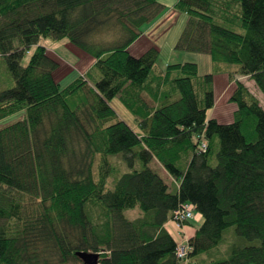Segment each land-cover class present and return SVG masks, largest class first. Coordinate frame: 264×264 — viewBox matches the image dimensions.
<instances>
[{"label": "trees", "instance_id": "obj_1", "mask_svg": "<svg viewBox=\"0 0 264 264\" xmlns=\"http://www.w3.org/2000/svg\"><path fill=\"white\" fill-rule=\"evenodd\" d=\"M174 6L189 17L177 49L235 67L264 95V0ZM163 7L157 0H0V56L13 79L3 85L0 77V121L22 114L0 126V264H67L81 261L76 251L99 252L100 264H178V242L165 224L185 204L203 219L187 240L190 263L264 264V108L237 81L234 121L208 118L215 72L200 75L192 61L157 72L154 44L132 54ZM108 29L117 38L97 42ZM42 38L68 39L91 54L92 66L61 86V59ZM115 97L137 130L110 105ZM118 155L127 170L111 162ZM153 160L180 181L176 191ZM136 207L141 214L127 218ZM230 227L240 240L233 235L222 249Z\"/></svg>", "mask_w": 264, "mask_h": 264}, {"label": "rangeland", "instance_id": "obj_2", "mask_svg": "<svg viewBox=\"0 0 264 264\" xmlns=\"http://www.w3.org/2000/svg\"><path fill=\"white\" fill-rule=\"evenodd\" d=\"M164 5L160 13L150 22L146 23L142 27L143 37L142 41H145V44L156 45L159 49V55L156 60L154 70L162 71L166 68L168 64L192 61L198 64V70L200 75H204L211 72H217L218 70L226 67L225 64H220L221 66H216L211 60V57L208 53L205 52H192L186 50H180L176 48V43L181 36L183 30L185 29L189 17L186 13L180 12L175 8L176 0H157ZM108 29L107 31L101 32L95 37L97 42L107 43L117 38L118 34L112 30ZM150 31V32H147ZM147 32V33H146ZM40 44L49 48L58 58L61 59L62 65L61 68L56 72V77L60 80L61 86H65L70 83L77 75H84L92 66L93 58L89 52L86 50L70 43L68 39H62L60 41H52L50 39H40ZM34 51V47L30 48L22 60L23 65L27 64L31 54ZM146 51L138 52L136 48H132L131 53L135 56H140ZM2 76L3 85L4 79L12 80V77L7 70L6 63L2 60L0 56V77ZM13 84V82H12ZM3 88V86H2ZM110 105L115 109L118 116L123 122L129 126H133L134 117L132 113L124 106L121 100L118 97H115ZM22 114L13 115L2 121H0V126L7 123L15 121L17 118H20ZM155 160H153L154 162ZM111 162L118 167L119 171L127 170L126 165L124 164L122 157L120 155L111 158ZM150 163V167L158 172L167 182L169 176L164 174L161 168H157L155 162ZM112 178H110V182ZM141 214V211L138 207L134 209H129L125 211V215L129 219H134ZM200 217V218H199ZM198 218L201 219L198 222ZM202 221V216L196 210L193 213V217L190 219V222H193L195 225L199 226ZM197 222V223H196ZM169 227L173 230L174 234L178 235L176 230L173 227H177L176 223L172 220L169 222ZM227 238L225 243L221 246L222 249H225L230 239H239L235 232L234 227H230L226 230ZM264 245V243H263ZM67 264H84L82 261H72Z\"/></svg>", "mask_w": 264, "mask_h": 264}, {"label": "crops", "instance_id": "obj_3", "mask_svg": "<svg viewBox=\"0 0 264 264\" xmlns=\"http://www.w3.org/2000/svg\"><path fill=\"white\" fill-rule=\"evenodd\" d=\"M143 39L144 37L142 35L129 47V50L131 51L132 48H136L138 52H143L145 49H148L150 45L149 43L145 44V41H142ZM235 70V67L226 66L222 69L220 67V70L214 73L212 87L214 91L215 104L213 108L208 111V118H215L221 123H231L234 121L237 105L230 99V97L236 87L237 81L244 83L248 90L259 100L260 105L264 108V95L257 87L255 81L248 75H239L234 73ZM130 127L134 130H137L135 122L133 126ZM154 162L155 164H157V168H161L163 173L169 176L168 182L163 177L162 178L168 184L170 190L176 191L178 189L180 181L173 178L157 161ZM199 218L198 222L201 220ZM169 222L170 221L165 224V228L168 230V232L171 233V235L177 242L188 240L195 234L197 228L200 226L195 225L193 222H189L188 224L183 225L181 228L173 227V229L176 230L178 234L176 235L174 234L173 230L169 227ZM188 262H179L178 264H188ZM190 264L194 263L191 261Z\"/></svg>", "mask_w": 264, "mask_h": 264}, {"label": "built area", "instance_id": "obj_4", "mask_svg": "<svg viewBox=\"0 0 264 264\" xmlns=\"http://www.w3.org/2000/svg\"><path fill=\"white\" fill-rule=\"evenodd\" d=\"M200 149L202 151L207 149L205 142L200 144ZM194 211L195 207L191 204H185L183 207L176 209L174 211L173 221L177 227L181 228L186 221H189L193 217ZM190 249L187 240L178 242L176 246V257L182 262H188Z\"/></svg>", "mask_w": 264, "mask_h": 264}, {"label": "water", "instance_id": "obj_5", "mask_svg": "<svg viewBox=\"0 0 264 264\" xmlns=\"http://www.w3.org/2000/svg\"><path fill=\"white\" fill-rule=\"evenodd\" d=\"M76 256L79 257L84 264H100L99 252L76 251Z\"/></svg>", "mask_w": 264, "mask_h": 264}]
</instances>
